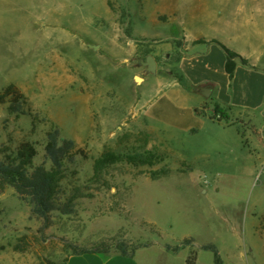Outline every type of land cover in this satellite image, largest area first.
I'll return each mask as SVG.
<instances>
[{
    "label": "rangeland",
    "instance_id": "rangeland-1",
    "mask_svg": "<svg viewBox=\"0 0 264 264\" xmlns=\"http://www.w3.org/2000/svg\"><path fill=\"white\" fill-rule=\"evenodd\" d=\"M188 3L200 5L204 30L212 26L206 24L212 10L222 5L264 8V0H0V92L14 83L27 99L24 115L9 114L8 104L0 102V157L29 140L39 152L34 162L42 163L46 134L54 126L86 153L66 165L60 181L63 199L76 197L74 215L56 211L44 220L32 215L14 188L0 194V264H64L70 253L64 239L176 245L187 237L195 246L166 253V264H185L194 249L197 264H215L213 253L201 248L207 243L218 246L225 264H264L261 127L229 110L238 125L227 130L221 144L216 137L221 128L210 121L196 137L179 136L173 127L135 113L142 94L158 96L172 66L169 39L182 35ZM164 13L168 20L161 19ZM255 20L264 28V16L256 14ZM105 28L114 30L115 39L125 33L127 45H136L139 53L131 50L126 63L104 58L111 50L105 49ZM146 44L158 59V72L144 70L138 78L133 71L146 58ZM103 81L108 106L101 111ZM118 102L113 110L110 104ZM254 120L263 125L262 116ZM146 149L162 153L163 160L153 167L125 160L102 180L94 177L103 152ZM159 249L145 250L143 259L155 263L163 254Z\"/></svg>",
    "mask_w": 264,
    "mask_h": 264
},
{
    "label": "crops",
    "instance_id": "crops-1",
    "mask_svg": "<svg viewBox=\"0 0 264 264\" xmlns=\"http://www.w3.org/2000/svg\"><path fill=\"white\" fill-rule=\"evenodd\" d=\"M256 8L254 4L249 6L243 3L235 5L231 10L226 9L224 5L220 8H214L211 12L212 20L206 23L212 26L204 30L203 22L199 18L200 14L197 12L200 5L190 6L188 3L187 7L183 8L184 28L182 29V35L179 38L170 37L180 39L183 42L184 53L178 62L177 68L180 75L183 76V81L179 80L174 72L167 71L166 75L162 76L164 82H161L160 88H157L158 96L142 94L138 98L135 113H145L147 118L154 121L159 120L173 127L171 129L178 131L179 136L196 137L199 135L200 129L207 126L208 121H210L214 128H216L215 126L221 128V135L216 137L221 144H224L227 130L237 127L238 124L228 125L225 121L219 122L211 119L210 113L213 111L214 106L206 108V104L211 100L199 91L201 86L211 84L213 86L211 95L215 101L221 102L222 106L232 107V110L237 112L236 118H243L242 114H245L246 117L253 120L255 125L261 127L260 132L264 137V66H262V62H264V52L262 51L264 28L262 20H255L256 14L263 18L264 11L262 9L264 8L260 10H256ZM188 10H190L189 15L186 12ZM167 16L170 17V15ZM188 24H192L191 27ZM207 30H210V33ZM112 31L114 30L105 28V49L111 50L104 51V58L114 61L122 60L125 63L130 62L131 50L134 54L139 53L136 45H127L125 33L117 34V39H115ZM205 33L208 34L209 38L203 36ZM217 34H224V38H218ZM200 40H205V42L197 43ZM212 40L223 43L230 50L246 58L250 63L249 66L239 63L234 71L232 81H230L226 71L227 58L225 50L220 44L211 42ZM150 54L154 55L158 62L154 52ZM143 66L140 63L139 70L133 71L135 76H142V73H146L143 72L146 69L142 71L140 69ZM104 85L105 82L103 81L101 111L108 106V91L104 89ZM109 91L112 92V90ZM113 94L115 97L116 92ZM117 98L119 102H122L119 95ZM119 102L115 105L110 104L113 110L121 105ZM197 109L206 111L207 115L199 114ZM250 109L253 110V114L247 115ZM258 116H262L263 125L255 122L254 119H257ZM173 133L171 131V134ZM174 136V134L171 135L172 138ZM154 247H160L159 251L163 254L159 255L153 264H166L169 258L167 254L172 252L159 242L137 249L133 257L116 252L110 256L94 252L70 254L65 264H152L149 260H144L142 254L145 250Z\"/></svg>",
    "mask_w": 264,
    "mask_h": 264
},
{
    "label": "trees",
    "instance_id": "trees-1",
    "mask_svg": "<svg viewBox=\"0 0 264 264\" xmlns=\"http://www.w3.org/2000/svg\"><path fill=\"white\" fill-rule=\"evenodd\" d=\"M169 16L162 15V20H168ZM126 35L132 37L130 32ZM138 42L139 40L136 39ZM142 45L141 41H139ZM174 46V53L170 59L172 64L170 71L181 81L183 76L178 72V62L184 53L183 42L180 39L170 38ZM199 42H205L200 40ZM220 44L226 53V71L229 75L230 81L234 78V71L237 69L239 63L249 66V61L241 55L230 50L227 46L219 41L212 40ZM150 45V44H149ZM146 44L145 57L152 53L151 46ZM200 89V88H199ZM211 102L206 104V108L214 106V113L210 114L213 121L223 122L228 125H235V121L228 113L232 107L222 106L215 101L211 95L209 97ZM0 102L7 103V111L11 115L27 114L25 105L27 99L25 94L14 83L6 85L0 92ZM199 114L207 115L204 110H198ZM234 121V122H233ZM36 143L33 141H24L16 151L6 153L0 157V194L10 186L16 191L18 198L28 203L31 206V213L33 216L43 218L44 220L56 211L62 215H74L76 213L74 195L65 197L63 199L64 190L60 185L67 164H73L78 155L86 156L84 150L78 148L76 141L63 135L62 129L58 126L52 127L46 134V142L44 146V161L40 164L34 162L38 155ZM163 154L152 149H146L143 152H128L121 153L112 150L103 152L94 163V177L98 181L102 180L110 167H113L121 161H129L135 166L140 164H149L152 167L163 160ZM47 162L50 163L47 166ZM105 182H107L105 180ZM4 209L0 207V215ZM65 247L70 254H84V253H102L111 255L112 253H120L125 256L133 257L135 251L139 248L150 245V242H143L139 244H131L126 239H119L116 243H109L107 239H102L91 244H79L73 240L64 239ZM167 250L172 253H179L182 248L186 246L194 247V238L187 237L180 243L172 245L170 243L163 244ZM205 250H209L214 255L215 264H225L224 259L220 254V249L214 243H207L201 246ZM198 249L191 250L186 258L185 264H197ZM66 260L64 261V264Z\"/></svg>",
    "mask_w": 264,
    "mask_h": 264
},
{
    "label": "water",
    "instance_id": "water-1",
    "mask_svg": "<svg viewBox=\"0 0 264 264\" xmlns=\"http://www.w3.org/2000/svg\"><path fill=\"white\" fill-rule=\"evenodd\" d=\"M141 64L146 66L147 71L156 74L157 68H158V62L155 59L154 55L149 54L146 56V58L141 59ZM137 77L141 78L139 76H137ZM212 89H213V86L211 84H207V85L201 86L199 91L205 97L209 98L212 94Z\"/></svg>",
    "mask_w": 264,
    "mask_h": 264
}]
</instances>
